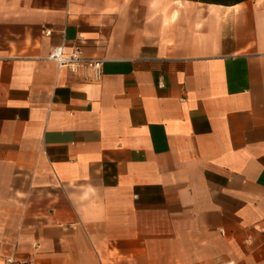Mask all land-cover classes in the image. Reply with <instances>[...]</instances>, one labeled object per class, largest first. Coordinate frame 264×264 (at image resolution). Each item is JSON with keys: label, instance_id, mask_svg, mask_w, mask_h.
<instances>
[{"label": "crops", "instance_id": "obj_1", "mask_svg": "<svg viewBox=\"0 0 264 264\" xmlns=\"http://www.w3.org/2000/svg\"><path fill=\"white\" fill-rule=\"evenodd\" d=\"M9 257L264 264V0H0Z\"/></svg>", "mask_w": 264, "mask_h": 264}, {"label": "built area", "instance_id": "obj_2", "mask_svg": "<svg viewBox=\"0 0 264 264\" xmlns=\"http://www.w3.org/2000/svg\"><path fill=\"white\" fill-rule=\"evenodd\" d=\"M46 36L50 35V31H44ZM48 60L56 63L57 67L68 68L72 72H77L79 69L85 68L91 72V78L98 81L102 75V59H88L82 54V51L75 49L72 52L65 54L63 45L53 46L48 54ZM4 264H31L15 261L13 258H6Z\"/></svg>", "mask_w": 264, "mask_h": 264}, {"label": "trees", "instance_id": "obj_3", "mask_svg": "<svg viewBox=\"0 0 264 264\" xmlns=\"http://www.w3.org/2000/svg\"><path fill=\"white\" fill-rule=\"evenodd\" d=\"M191 1L219 4V5H234L247 0H191Z\"/></svg>", "mask_w": 264, "mask_h": 264}]
</instances>
